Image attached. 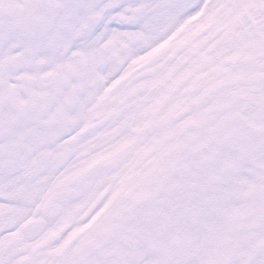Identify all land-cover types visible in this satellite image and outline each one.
<instances>
[{"label":"snow or ice","instance_id":"1","mask_svg":"<svg viewBox=\"0 0 264 264\" xmlns=\"http://www.w3.org/2000/svg\"><path fill=\"white\" fill-rule=\"evenodd\" d=\"M0 264H264V0H0Z\"/></svg>","mask_w":264,"mask_h":264}]
</instances>
